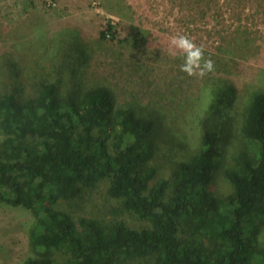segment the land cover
<instances>
[{
    "label": "trees",
    "instance_id": "1",
    "mask_svg": "<svg viewBox=\"0 0 264 264\" xmlns=\"http://www.w3.org/2000/svg\"><path fill=\"white\" fill-rule=\"evenodd\" d=\"M54 77L0 95V203L34 219L25 264H264V90L251 94L238 126L257 156L236 154L222 195L213 189L218 159L237 129L230 81L207 86L199 147L160 177L162 151L183 145L158 112L117 105L107 85L63 89ZM102 182L116 206L74 217L68 205ZM123 212L148 226L129 227Z\"/></svg>",
    "mask_w": 264,
    "mask_h": 264
},
{
    "label": "rangeland",
    "instance_id": "2",
    "mask_svg": "<svg viewBox=\"0 0 264 264\" xmlns=\"http://www.w3.org/2000/svg\"><path fill=\"white\" fill-rule=\"evenodd\" d=\"M108 26L114 34L106 32L102 39ZM179 34L204 46L213 72L200 78L180 70L183 60L170 43ZM77 48L84 59L74 60ZM53 76L62 77L63 89L100 83L112 90L117 105L133 106L141 115L158 112L183 145L173 142L170 152L162 151L160 177L199 147L196 117L206 107L207 86L230 81L235 93L226 113L237 129L222 147L213 184L227 195L224 171L239 165L236 154L246 150L257 156L259 150L238 126L251 94L264 90V0H0V95L16 87L28 94L33 83ZM107 188L102 182L86 191L68 210L76 218L109 212L116 203ZM119 218L131 228L148 226L132 213ZM33 221L28 211L0 203V264H25L30 258Z\"/></svg>",
    "mask_w": 264,
    "mask_h": 264
},
{
    "label": "clouds",
    "instance_id": "3",
    "mask_svg": "<svg viewBox=\"0 0 264 264\" xmlns=\"http://www.w3.org/2000/svg\"><path fill=\"white\" fill-rule=\"evenodd\" d=\"M173 54L182 58L180 70L192 77L203 78L215 70L214 61L206 57L203 45H198L188 35L179 34L173 36L171 41Z\"/></svg>",
    "mask_w": 264,
    "mask_h": 264
}]
</instances>
